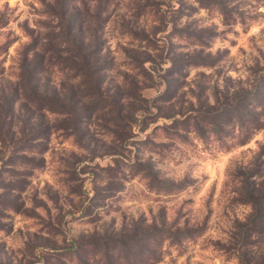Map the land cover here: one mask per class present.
Wrapping results in <instances>:
<instances>
[{
	"label": "rangeland",
	"instance_id": "374dc122",
	"mask_svg": "<svg viewBox=\"0 0 264 264\" xmlns=\"http://www.w3.org/2000/svg\"><path fill=\"white\" fill-rule=\"evenodd\" d=\"M68 23L103 49L95 104L64 63ZM240 107L264 114V0H0V264H98L102 240L148 230L166 241L149 264H243L264 115L240 146L183 129ZM257 248L247 264H264Z\"/></svg>",
	"mask_w": 264,
	"mask_h": 264
},
{
	"label": "trees",
	"instance_id": "16d2710c",
	"mask_svg": "<svg viewBox=\"0 0 264 264\" xmlns=\"http://www.w3.org/2000/svg\"><path fill=\"white\" fill-rule=\"evenodd\" d=\"M68 23L66 26L67 31L65 35L67 36L65 40H60L67 43L69 48L65 50H60L65 52L68 56L63 60L70 62L71 68L77 71V77L80 78V82L85 84L84 88L80 93V97L87 102L97 103L99 101L98 97L100 95V89L97 88V73L102 69L101 62L99 61V55L102 53V47L99 46L98 42L92 44V46L86 50L83 44H80L76 40V36H68L74 32V27L70 26ZM73 27V28H72ZM61 42V43H62ZM101 44V43H100ZM72 48H71V47ZM59 64L51 63L48 61L47 66L58 65ZM50 66V67H52ZM49 68V67H48ZM85 82V83H84ZM86 83H89L86 85ZM44 100V99H43ZM41 105L44 108H47L50 112L54 113H65L68 116L77 119L82 114L77 113L75 107L59 108L57 102L44 100L41 101ZM201 115V114H200ZM263 116L262 112L260 114L255 109H241L240 108H230V110H225L223 113L212 112L204 115L203 118H198V114L194 116L193 120H186L185 122L189 123L188 126L183 129L189 132H194L197 139L201 144L207 147L216 146L218 148H225L228 146V143L231 142V146H240L247 143L252 134L261 127L260 117ZM86 115L84 114V117ZM203 116V115H201ZM192 121V122H191ZM234 125L235 129L232 133L229 131L225 132V129ZM237 134H234L236 133ZM194 145V144H193ZM195 146V145H194ZM243 188L241 187L243 193L241 194V201L248 203L251 206V214L247 218L245 223L239 225L241 230L240 239H236V244L240 245V260L241 263H246V254L248 251L247 247L250 246L257 249H261L264 244V187H258L256 181L248 183L246 178H244ZM264 185V182L261 183V186ZM162 231L153 232V231H144L137 232L127 237L115 238L112 239L113 248L104 246L105 241L102 240L100 244L104 247L103 250H96L98 258L95 261L98 264H138L145 263L149 264L150 261L156 259V251L153 248L156 243L161 242L165 243L163 237L157 240L156 234L161 233ZM185 234H180L173 238H169V245H180L183 244L185 239H192L189 236H183ZM251 235H255L258 239L251 238ZM106 245V244H105ZM153 245V247H151ZM75 248L74 241L72 244L66 248L69 251H73ZM110 249V250H109ZM235 250V249H234ZM237 250V248H236ZM95 251V250H93ZM261 261H258L255 264H260Z\"/></svg>",
	"mask_w": 264,
	"mask_h": 264
}]
</instances>
